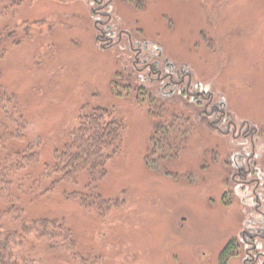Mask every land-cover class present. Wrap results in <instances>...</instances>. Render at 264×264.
Returning <instances> with one entry per match:
<instances>
[{
  "label": "rangeland",
  "instance_id": "374dc122",
  "mask_svg": "<svg viewBox=\"0 0 264 264\" xmlns=\"http://www.w3.org/2000/svg\"><path fill=\"white\" fill-rule=\"evenodd\" d=\"M109 7L92 0H0V31L11 36L0 84L14 94L25 124L24 138H13V145L34 143L39 153L33 177L16 191L23 217L64 219L75 236L67 250L41 242L46 261L221 264L220 252L233 240L226 264H251L241 233L251 207L230 182L233 138L211 128L197 111L202 105L194 108L178 93L149 94V85L139 89L140 80L150 79L137 77L136 53L120 44L104 47L99 29L107 10L125 31L121 44L129 33L157 46L162 64L172 62L175 71L186 66L194 82L224 101L221 126L233 119L257 125L264 162V0H112ZM95 106L114 109L126 123L107 174L97 186L81 173L77 182L47 189L58 174H40L68 142L81 110ZM182 128L181 149L158 142L161 133L173 138ZM95 191L111 204L82 205L80 197ZM255 240L264 255V238ZM253 264H264V257Z\"/></svg>",
  "mask_w": 264,
  "mask_h": 264
},
{
  "label": "trees",
  "instance_id": "16d2710c",
  "mask_svg": "<svg viewBox=\"0 0 264 264\" xmlns=\"http://www.w3.org/2000/svg\"><path fill=\"white\" fill-rule=\"evenodd\" d=\"M10 38L5 30L0 31V61L9 47ZM125 77L133 79L130 75ZM23 120L15 107L14 94L0 84V264H48L46 248L42 247L41 242H46V247L54 250L65 246V243L74 244L75 236L64 219L24 220L22 192L16 191L22 190L25 179L33 177L31 172L36 168L39 153L34 143L13 145L16 144L13 138L17 141L24 138ZM125 128V121L112 108L95 106L81 110L68 142L61 151L56 152L53 165L48 166L43 174L38 173L39 178L47 177L50 173L58 174V179L47 188L54 189L57 182H77L80 174L85 173L90 182L97 186L107 174L108 162L121 149ZM183 130L187 132L185 128L180 134L175 130L176 136L173 138L172 133L167 135L165 131L158 142L163 144L162 147L170 145L181 149L185 143L181 136ZM37 183L35 181L33 185ZM80 199L82 205L90 208L92 205L107 206L112 202L98 191L83 194ZM232 241L221 251V264H226V253ZM39 242L41 245L38 247ZM65 248L70 249V246Z\"/></svg>",
  "mask_w": 264,
  "mask_h": 264
},
{
  "label": "flooded vegetation",
  "instance_id": "af4514ba",
  "mask_svg": "<svg viewBox=\"0 0 264 264\" xmlns=\"http://www.w3.org/2000/svg\"><path fill=\"white\" fill-rule=\"evenodd\" d=\"M92 1L95 3L101 2L104 9H111L109 6L112 0ZM106 11V20L99 29V39L104 47L120 44L125 51L128 47H131L136 53L135 63L132 66L138 72L137 77L150 79L149 82L140 80L139 89L142 84L144 86L149 85L151 86V88H147L150 90L149 94L157 97L159 95L161 98L167 99L178 93L182 101L188 99L193 102L195 104L194 108L202 105L203 107L198 108L197 111L200 110L199 115L203 119L209 120L211 128L224 134L229 133L233 138L231 143L233 142L234 147L231 148L229 155L232 163L230 182L235 193L244 192V199L247 201V205L251 207L250 212L248 208L246 210L248 215L246 225L248 228L245 227L241 233L247 254L244 260L251 262V264L255 263L261 256L264 257L258 251L260 244L255 240L264 238V162L259 160L262 146L257 149L256 137L258 135L256 134L259 130L257 125L245 120L240 122L241 125H238L239 123L233 119L228 121L226 126H221L220 121L223 120L225 114V103L222 100H214L216 91L204 87L205 84L202 82H194L190 75L191 72L186 66H183V70H177V72L172 62L163 61V65L162 60L159 59L161 51L157 49V46H149L146 41H134L133 36L130 37L129 33H127L125 43L121 44L125 31L120 29L116 23L115 25L111 23L110 20H113L114 15ZM187 77L189 80H186ZM192 81L195 83L194 89L191 86ZM235 247H237V244H235ZM234 255L232 253V257Z\"/></svg>",
  "mask_w": 264,
  "mask_h": 264
}]
</instances>
